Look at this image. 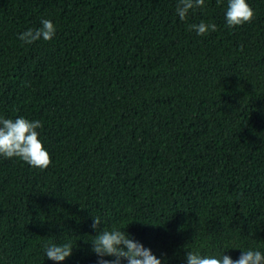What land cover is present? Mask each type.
<instances>
[{
    "label": "trees",
    "instance_id": "trees-1",
    "mask_svg": "<svg viewBox=\"0 0 264 264\" xmlns=\"http://www.w3.org/2000/svg\"><path fill=\"white\" fill-rule=\"evenodd\" d=\"M177 2L0 0V117L42 121L51 156L0 157V264L68 242L59 264H97L96 216L162 264L264 253V0L233 28L227 0L185 20ZM42 19L54 38L23 43Z\"/></svg>",
    "mask_w": 264,
    "mask_h": 264
},
{
    "label": "clouds",
    "instance_id": "clouds-1",
    "mask_svg": "<svg viewBox=\"0 0 264 264\" xmlns=\"http://www.w3.org/2000/svg\"><path fill=\"white\" fill-rule=\"evenodd\" d=\"M221 4L223 0H216ZM205 0H178L176 14L180 20H185L190 10L203 8ZM255 13L247 0H227L225 12L226 24L229 28L251 23ZM41 26L29 28L19 35V39L25 44H32L41 39L51 41L56 35V26L49 19H42ZM197 35L205 36L209 32L217 31L215 23L189 25ZM43 127L42 121H30L24 117L15 119L0 117V157L6 159L19 158L32 168L41 170L51 165V156L44 148L37 129ZM102 224L99 216L93 217L91 227L98 230L90 242L92 252L98 257L97 264H121L126 260L127 264H162L151 249L145 248L140 242L134 240L125 230L106 227L100 229ZM48 259L63 262L73 254L71 242L63 244H47L44 246ZM105 257H114L112 260ZM186 264H264V253L259 250H243L238 259L233 260L228 255H201L199 252L186 251Z\"/></svg>",
    "mask_w": 264,
    "mask_h": 264
}]
</instances>
